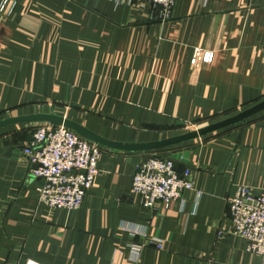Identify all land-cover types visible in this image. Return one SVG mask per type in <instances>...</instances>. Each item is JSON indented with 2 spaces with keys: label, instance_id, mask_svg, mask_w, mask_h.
<instances>
[{
  "label": "crops",
  "instance_id": "0c3cea01",
  "mask_svg": "<svg viewBox=\"0 0 264 264\" xmlns=\"http://www.w3.org/2000/svg\"><path fill=\"white\" fill-rule=\"evenodd\" d=\"M151 12L130 0H0V120L54 114L141 144L264 99V0H175L165 20ZM36 123L0 128V264H264L229 233L228 204L238 185L264 191V109L156 149L97 143L99 173L75 210L39 201L43 180L22 154ZM149 154L191 168L193 188L144 206L131 182Z\"/></svg>",
  "mask_w": 264,
  "mask_h": 264
},
{
  "label": "built area",
  "instance_id": "2783aa9c",
  "mask_svg": "<svg viewBox=\"0 0 264 264\" xmlns=\"http://www.w3.org/2000/svg\"><path fill=\"white\" fill-rule=\"evenodd\" d=\"M134 6L148 4L151 16L169 18L175 0H130ZM206 52L205 61L210 59ZM188 127L190 125H187ZM99 146L74 130L49 122L33 126L31 137L22 148L30 166V174L43 180L39 201L50 209H78L86 191L99 173ZM132 191L141 197L144 206L153 208L158 201L178 199L183 190L193 188L192 170L178 171L173 159L144 155L132 176ZM229 233L246 242V250L264 261V191L252 193L249 186L238 185L229 199ZM137 231V230H135ZM138 252L140 245H133ZM25 264H42L27 259Z\"/></svg>",
  "mask_w": 264,
  "mask_h": 264
},
{
  "label": "water",
  "instance_id": "95a60500",
  "mask_svg": "<svg viewBox=\"0 0 264 264\" xmlns=\"http://www.w3.org/2000/svg\"><path fill=\"white\" fill-rule=\"evenodd\" d=\"M263 109H264V99L232 116L216 121L207 126L198 128L196 130L187 131L185 133L173 137H169L166 139L158 140L155 142L141 143V144H121V143L111 142L109 140H106L104 138L95 135L94 133L90 132L80 124L62 118L61 116L48 114V113H34V114L4 118L0 120V128L7 124L17 123V122H49L50 124L53 125L62 124L74 130L84 138L95 142L96 144L100 143L109 147L124 149V150H151L206 135L208 133L214 132L224 127L241 122Z\"/></svg>",
  "mask_w": 264,
  "mask_h": 264
},
{
  "label": "rangeland",
  "instance_id": "374dc122",
  "mask_svg": "<svg viewBox=\"0 0 264 264\" xmlns=\"http://www.w3.org/2000/svg\"><path fill=\"white\" fill-rule=\"evenodd\" d=\"M189 129L187 131H192V130H196V128L194 127H188Z\"/></svg>",
  "mask_w": 264,
  "mask_h": 264
}]
</instances>
